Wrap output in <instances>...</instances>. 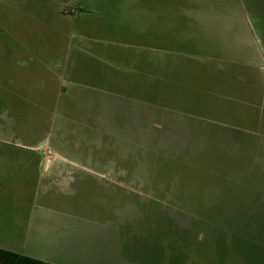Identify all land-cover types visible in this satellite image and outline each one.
<instances>
[{
  "label": "rangeland",
  "instance_id": "rangeland-1",
  "mask_svg": "<svg viewBox=\"0 0 264 264\" xmlns=\"http://www.w3.org/2000/svg\"><path fill=\"white\" fill-rule=\"evenodd\" d=\"M37 218L264 264V0H0V246Z\"/></svg>",
  "mask_w": 264,
  "mask_h": 264
},
{
  "label": "crops",
  "instance_id": "crops-1",
  "mask_svg": "<svg viewBox=\"0 0 264 264\" xmlns=\"http://www.w3.org/2000/svg\"><path fill=\"white\" fill-rule=\"evenodd\" d=\"M68 9L70 10L69 15L74 16L76 9L74 7ZM32 152L34 153L36 150ZM45 157L46 159L40 162L39 168H56L55 164L50 162L49 157ZM27 162L30 163V161ZM32 162L34 163V161ZM44 221L42 218H37L34 229H32L34 234L32 236L30 233L24 235L21 250L28 247L26 248V254L9 250L2 246L0 248L19 253L46 264L110 263L111 254L115 253V249L108 242V239H110L106 235L110 233L108 226L83 228L77 226L52 227L46 226Z\"/></svg>",
  "mask_w": 264,
  "mask_h": 264
},
{
  "label": "trees",
  "instance_id": "trees-1",
  "mask_svg": "<svg viewBox=\"0 0 264 264\" xmlns=\"http://www.w3.org/2000/svg\"><path fill=\"white\" fill-rule=\"evenodd\" d=\"M0 264H46L16 252L0 248Z\"/></svg>",
  "mask_w": 264,
  "mask_h": 264
}]
</instances>
